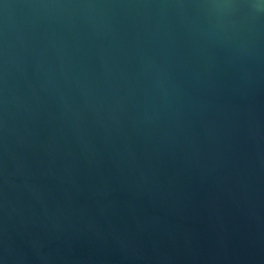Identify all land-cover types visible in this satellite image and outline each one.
<instances>
[{
  "label": "water",
  "instance_id": "water-1",
  "mask_svg": "<svg viewBox=\"0 0 264 264\" xmlns=\"http://www.w3.org/2000/svg\"><path fill=\"white\" fill-rule=\"evenodd\" d=\"M0 264H264V0H0Z\"/></svg>",
  "mask_w": 264,
  "mask_h": 264
}]
</instances>
